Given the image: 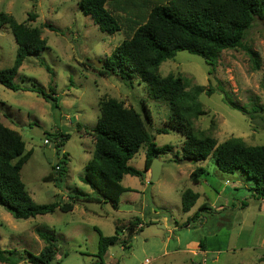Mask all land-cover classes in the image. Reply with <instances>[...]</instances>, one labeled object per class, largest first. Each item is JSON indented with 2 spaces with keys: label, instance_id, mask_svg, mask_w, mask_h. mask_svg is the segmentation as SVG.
<instances>
[{
  "label": "rangeland",
  "instance_id": "obj_1",
  "mask_svg": "<svg viewBox=\"0 0 264 264\" xmlns=\"http://www.w3.org/2000/svg\"><path fill=\"white\" fill-rule=\"evenodd\" d=\"M78 1L0 0V13L18 23L25 22L29 14L36 15L35 21L26 23L42 31L47 47L24 60L13 82L21 88H41L47 94L53 90L55 97L52 102L38 93L12 91L0 85V123L18 132L25 151H32L20 171L28 195L39 205L71 203L75 196L95 197L81 180L94 148L93 138L84 129L96 126L101 100L115 99L142 117L145 107L156 146L172 148L156 158L162 166L155 183L150 182V171L141 178L122 179L121 185L131 191L120 196L116 208L108 202L79 199L71 212L56 210L15 220L0 206V250H16L15 255L21 258L27 256L24 251L38 255L44 247L39 231L56 239L57 254L52 264H187L189 259L194 260L191 264H264V200L252 198L250 188L254 184L240 172H219L212 155L199 163L181 160L183 137L168 127V103L152 99L138 76L128 86L113 75H98L106 58L131 33L125 23L123 31L112 35L101 32L78 8ZM167 1L151 3L165 5ZM117 5L115 14L125 19ZM244 45L253 57L242 49L223 51L212 74H208L201 57L177 52L161 64L159 75L184 78L189 91L196 86L202 88L198 101L205 114L194 121L196 130L212 136L218 144L237 138L248 146H262L264 19L254 23ZM16 50L11 33L0 27V70L13 65ZM220 91L241 110L227 105ZM159 129H167V133L158 134ZM59 132L68 139L57 148V141L48 136ZM46 139L48 144L44 143ZM60 148L65 153L62 162ZM145 153L146 147L142 146L129 165L143 171ZM56 165L65 170L61 180H46L48 175L59 176ZM197 167L204 168L206 175L194 185L190 175ZM187 189L198 193L199 199L190 212L183 213L181 194ZM203 204L205 208L198 212V218L190 220ZM135 219L140 220L139 224H133L138 223ZM116 229L119 240L100 261L99 234L110 237ZM201 240H207L208 253H204L205 246L203 250L199 247ZM124 241L129 247H123Z\"/></svg>",
  "mask_w": 264,
  "mask_h": 264
},
{
  "label": "trees",
  "instance_id": "obj_2",
  "mask_svg": "<svg viewBox=\"0 0 264 264\" xmlns=\"http://www.w3.org/2000/svg\"><path fill=\"white\" fill-rule=\"evenodd\" d=\"M151 1L77 2L78 8L93 20L101 32L112 35L123 31L125 23L127 31L131 33L106 58L102 68L97 70L98 75H113L128 86H131L132 79L138 76L140 81L147 85L148 94L152 99L168 103V127L183 137L181 160L199 163L212 155L219 172L227 175L240 172L247 181L254 184V187L250 188L252 198L264 200V145L248 146L237 138L218 144L212 136L196 130L194 121L205 114L198 101L199 94L203 92L202 88L196 86L189 91L184 78L159 75L161 64L173 59L177 52L201 57L208 67V74L214 73L223 51L242 49L253 57L254 53L244 45V40L254 23L264 19V0H168L165 5H153ZM115 4H121L117 5V9L124 14L125 19L115 14ZM36 18V15L29 14L25 22L18 23L12 16L0 13V27L8 29L17 45L13 65L0 70V85L12 91L38 93L43 98L55 102L53 90L47 94L41 88H21L13 82L24 60L47 48L45 40L41 38L42 31L26 23L35 21ZM48 27L53 30L51 26L45 25V28ZM220 93H223L227 105L241 110L231 103L226 93ZM98 107L96 126L84 129L85 134L93 138L94 148L85 167V175L81 179L94 192L95 197L75 196V200L70 198L71 203L55 201L39 205L32 201L20 179V171L30 159L32 151H25V143L18 132L0 123V206L12 218L28 220L52 214L56 210L71 212L79 199L108 202L116 208L120 196L131 191L121 185L122 179L125 176L141 178L143 173L149 172L152 160L157 158L158 154L171 150L172 147L168 145L156 146L155 137L149 131L151 118L145 107L144 117L131 107L125 108L115 99L101 100ZM252 110L254 113L258 112L255 108ZM157 133L165 134L167 129H159ZM48 138L57 141L55 144L59 148L68 139V135L59 132ZM142 146L146 147L144 170L138 171L131 167L129 162ZM64 158L65 153L60 161ZM56 166L59 168L56 171L59 176L48 175L46 180H61L65 170L62 166ZM205 175V169L197 167L191 173L190 180L197 185ZM198 199V193L190 189L185 190L181 194L182 212H190ZM245 206L243 203L242 207ZM203 208L204 204L190 220L197 219L198 212ZM135 222L138 223L133 224H139L140 220L135 219ZM37 234L44 242V247L38 255L24 251L27 256L21 258L15 255L16 250H0V263L19 264L26 261L28 264H52L57 254L56 239L39 231ZM118 238L117 229L110 237L99 234L97 257L100 261ZM127 241L123 242L124 248L129 247ZM198 245L203 250L205 243L201 240Z\"/></svg>",
  "mask_w": 264,
  "mask_h": 264
},
{
  "label": "water",
  "instance_id": "obj_3",
  "mask_svg": "<svg viewBox=\"0 0 264 264\" xmlns=\"http://www.w3.org/2000/svg\"><path fill=\"white\" fill-rule=\"evenodd\" d=\"M61 152V155H63L62 148L59 149ZM161 166L162 164L157 161L156 158L152 160V163L150 165L149 171H150V182L155 183L159 179V175L161 172Z\"/></svg>",
  "mask_w": 264,
  "mask_h": 264
},
{
  "label": "crops",
  "instance_id": "obj_4",
  "mask_svg": "<svg viewBox=\"0 0 264 264\" xmlns=\"http://www.w3.org/2000/svg\"><path fill=\"white\" fill-rule=\"evenodd\" d=\"M194 242H196L195 245H197V240H195ZM205 249H207V250H205L204 253H208V242H207V240H206V242H205ZM216 251L218 252L219 250L216 249ZM192 262H194V260H193V259H189V262H187V264H191Z\"/></svg>",
  "mask_w": 264,
  "mask_h": 264
},
{
  "label": "built area",
  "instance_id": "obj_5",
  "mask_svg": "<svg viewBox=\"0 0 264 264\" xmlns=\"http://www.w3.org/2000/svg\"><path fill=\"white\" fill-rule=\"evenodd\" d=\"M44 143H45V144H48L49 141L46 139V140L44 141ZM55 170H56V171L59 170L58 166L55 167Z\"/></svg>",
  "mask_w": 264,
  "mask_h": 264
}]
</instances>
